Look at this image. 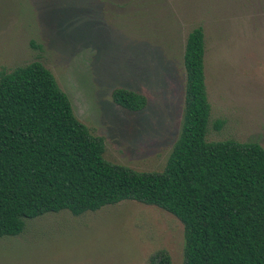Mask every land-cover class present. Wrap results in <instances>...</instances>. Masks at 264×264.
Returning a JSON list of instances; mask_svg holds the SVG:
<instances>
[{
	"label": "rangeland",
	"instance_id": "rangeland-1",
	"mask_svg": "<svg viewBox=\"0 0 264 264\" xmlns=\"http://www.w3.org/2000/svg\"><path fill=\"white\" fill-rule=\"evenodd\" d=\"M197 26L206 35L207 139L264 146V0H0V70L40 60L105 138L108 160L160 171L181 132L184 54ZM118 87L145 94L147 106L123 108L112 97ZM184 248L178 217L124 200L27 219L21 234L0 237V264H146L160 249L184 264Z\"/></svg>",
	"mask_w": 264,
	"mask_h": 264
},
{
	"label": "trees",
	"instance_id": "trees-1",
	"mask_svg": "<svg viewBox=\"0 0 264 264\" xmlns=\"http://www.w3.org/2000/svg\"><path fill=\"white\" fill-rule=\"evenodd\" d=\"M205 54L204 28L194 27L184 54L181 132L160 171L108 160L105 138L77 117L40 60L0 70V237L21 234L27 219L49 212L82 215L135 200L183 222L184 264H264V146L207 139ZM112 97L132 111L148 104L145 94L128 88L114 89ZM146 264L173 260L160 249Z\"/></svg>",
	"mask_w": 264,
	"mask_h": 264
}]
</instances>
